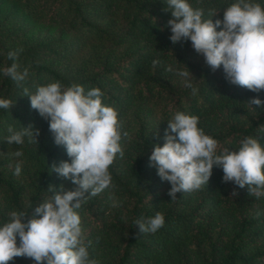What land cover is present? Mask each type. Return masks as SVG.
<instances>
[{"label":"trees","instance_id":"1","mask_svg":"<svg viewBox=\"0 0 264 264\" xmlns=\"http://www.w3.org/2000/svg\"><path fill=\"white\" fill-rule=\"evenodd\" d=\"M188 2L203 8L205 19L209 9L218 12L214 22L235 0ZM253 2L264 7V0ZM165 9L166 0H0V99L13 104L0 109V225L12 211L28 212L25 221L31 218L35 206L50 196L49 185L65 181L52 165L70 162L23 88L34 94L37 86L51 82L75 83L85 92L99 88L103 104L118 113L121 133H128L120 141L123 159L117 155L109 167L115 188L89 198L78 210L91 259L97 264H264V196H249L247 187L222 182V169L213 166L205 187L177 193L171 201L170 184L149 166L153 145H163L167 121L176 112L199 118L198 127L218 141L217 154L223 148L237 150L245 137L264 147V132L258 130L264 126V105L247 103L253 97L264 101V91L228 83L222 68L212 72L190 41L172 44L166 27L171 12ZM35 27L57 28L59 35L36 37ZM18 48L23 51L15 62L29 71L19 87L2 72L14 62L7 53ZM154 59L161 61L155 68ZM167 65L187 66L197 94L166 72ZM28 125L40 131L37 145L6 142L9 126L19 131ZM17 150L23 155L12 156ZM17 163L19 176L14 175ZM110 196L121 202L119 207H113ZM156 212L163 214L164 226L155 234L133 225ZM8 264L35 262L15 257Z\"/></svg>","mask_w":264,"mask_h":264},{"label":"clouds","instance_id":"2","mask_svg":"<svg viewBox=\"0 0 264 264\" xmlns=\"http://www.w3.org/2000/svg\"><path fill=\"white\" fill-rule=\"evenodd\" d=\"M166 2L165 10L172 17L166 24L172 44L190 41L195 53L203 56L212 72L222 68L228 83L257 94L264 91V7L261 4L235 0L223 10V18L213 22L212 17L218 12L212 9L205 19V10L193 8L188 0ZM22 51V48L9 51L7 57L14 62L2 69L3 75L18 87L29 76L28 69L19 70L20 65L15 62ZM160 64L159 59L152 61L153 68ZM165 71L182 78L184 87L191 89L192 95L197 94L187 66L177 69L167 65ZM23 92L29 98L30 107L48 122L54 144L63 146L70 159L58 166L53 164L51 171L70 180L75 187L66 190L63 184L49 185L50 196L35 206L26 221L28 212L9 213L7 222L0 225V264H8L15 257L31 258L35 264H97L90 258L91 241L85 243L78 210L89 198L115 188L109 167L117 155L123 159L120 141L128 133H121L118 113L103 104L104 93L99 88L85 92L79 84L64 87L55 81L37 86L34 94L26 87ZM247 103L252 108L264 105L258 97ZM12 105L10 100L0 99V109L9 110ZM198 124L197 116L176 112L167 121L163 145H153L149 156V166L155 167L161 181L171 186L168 191L171 201L177 199V193H191L205 187L213 166L222 169V182L247 187L249 196H264V147L259 141L245 137L237 150L223 148L217 154L218 141L206 135ZM258 130L264 132V126ZM7 131L8 144L23 145L25 140L28 144L38 143L40 131L32 125L19 131L9 126ZM11 155L20 157L23 153L17 150ZM21 170V164L17 163L14 175L19 176ZM237 194L233 190L231 195ZM110 199L113 207L120 206L121 202L114 196ZM133 225L143 234H155L164 226V216L156 212L154 216L135 219Z\"/></svg>","mask_w":264,"mask_h":264},{"label":"rangeland","instance_id":"3","mask_svg":"<svg viewBox=\"0 0 264 264\" xmlns=\"http://www.w3.org/2000/svg\"><path fill=\"white\" fill-rule=\"evenodd\" d=\"M33 34L36 37H40V38H46V37L57 38V36L59 35V30L57 28L35 27L33 30ZM63 185L64 188H68L73 184L71 183L70 180H65Z\"/></svg>","mask_w":264,"mask_h":264}]
</instances>
